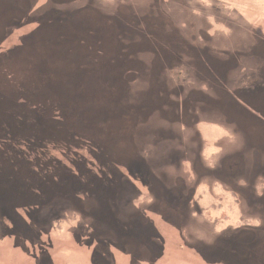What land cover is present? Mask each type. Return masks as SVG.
<instances>
[{
    "label": "rangeland",
    "instance_id": "obj_1",
    "mask_svg": "<svg viewBox=\"0 0 264 264\" xmlns=\"http://www.w3.org/2000/svg\"><path fill=\"white\" fill-rule=\"evenodd\" d=\"M59 15L77 24L103 25V16L114 23L136 18L139 27L138 17L151 21L136 40H144L141 49L131 47L127 61L114 66L127 70V79L109 74L113 94L96 99L95 122L79 128L42 94L33 96L34 84L22 85L40 82L42 92L49 75L59 74L66 48L55 40L77 38L76 51L83 45L82 31L64 32ZM183 40L228 66L207 68L199 54L189 63ZM100 43L86 62L95 75L92 60L104 64L113 52L110 42ZM82 85L81 95L95 93ZM250 86L255 98L236 108L228 93L236 98ZM0 103V264H257L216 243L237 237L246 224L264 238V0H0ZM8 122H22L26 132L52 126L63 137L51 132L42 147L35 137L21 143L17 136L16 145ZM111 133L119 153L106 149ZM108 161L114 165H102ZM22 163L27 177L68 168L101 181L86 194L57 178L50 182L57 195L34 187L45 195L43 206L32 204L33 196L18 204L8 181ZM262 247L252 249L254 256Z\"/></svg>",
    "mask_w": 264,
    "mask_h": 264
},
{
    "label": "trees",
    "instance_id": "obj_2",
    "mask_svg": "<svg viewBox=\"0 0 264 264\" xmlns=\"http://www.w3.org/2000/svg\"><path fill=\"white\" fill-rule=\"evenodd\" d=\"M61 14H64V13H61ZM103 17L107 19V23L103 25L100 24L97 21V19H93L89 22H82L80 24H77V20L75 21L73 19L70 21L69 16L68 18H66V17H63V15L62 16L59 15L58 19L61 18L63 20L62 27H63L64 32L68 33V32H72L73 30L82 31V35L84 39H79V40L83 42V45L76 46L78 49V51H76V50H73L74 49L73 42L77 41L78 40L77 38H75V41H74V38H73V41L70 38H66L64 40H55L56 45L66 48V50L63 52L65 56L61 59V62H64V65L63 67H60L59 74L54 73L53 71L49 75L50 80L43 87L44 89L42 92H41V89L35 85V84L37 85L41 84L40 82H36V83L30 82L29 83V82L23 81L22 83L23 86L28 85V84H34V87L30 88V89H34L35 91L33 96L42 94L44 99H46L50 105H52L53 107L59 110L61 109L63 110L64 117L66 119L76 120L75 123L78 128L80 127L79 124H81L82 122L86 124L95 122V118L91 111L93 110L94 112V107L97 105L96 99L105 98L113 94V86L116 85V83L115 82L111 83L112 80L110 79L109 74L111 73L112 76L116 78H120V80L121 78H124V79L126 78L125 75H127V70H122V71L115 70L114 66L116 64L120 66L121 64L127 61L131 47H133V50L135 52H138L141 49V47L144 44V40H139V41H136V40L137 38L142 37L143 34L145 35L147 34V29L149 28V23L151 22L149 20V17L146 15H144V17L137 18L141 24L144 22L143 27H139L138 23L136 22V18H131L129 19V21L124 20L123 22H121V18L120 19L115 18L116 22L114 23L110 21L112 17H107V16H103ZM150 17H153V16H150ZM68 22L76 28H68L66 26V23ZM11 24H12V28L18 27L17 19H13L11 21ZM57 31L58 29H55L53 33ZM113 32L117 34L114 37H112ZM9 34H10V31L6 35H9ZM113 40L117 41L116 42L117 46L116 45L114 46ZM101 41L110 42L113 46V52L106 55V58H105L106 62L104 64L102 60H92V62L95 63L94 68L97 72L95 75L94 73L90 72L92 71L91 66L86 65V62L88 58L90 59V56L94 54L97 55V53H95V49L98 44H102L100 43ZM184 43L187 45V48H188L187 52L184 55L190 59L189 63H192L193 55L199 54L204 57L202 61L207 63V66H208L207 68L213 66L217 70H220L219 68L228 66V63H226L223 60V58L217 57L213 59L202 48H199L197 46L195 48L192 44H189L187 41L183 40L182 44ZM206 47H209V46H206ZM210 47L212 48V46ZM217 53L219 57L222 56L219 53V51H217ZM184 55H180L178 57L183 58ZM93 57L95 56H92L91 58ZM153 63L155 67L157 68L159 65V59L153 58ZM184 66H187V65H184ZM155 75L156 74H152V77L155 78ZM54 76L58 78L57 81L54 80ZM165 80H167L166 77H165ZM203 80H206V78H202L200 81H203ZM84 82L88 83L89 85L91 84V87L96 89L95 93H93V91L91 93L83 92L81 95V92L78 91V88L85 87V85H82ZM74 89H76L77 91H74ZM238 91H240L239 96L237 94L236 98L231 93H228L231 97L234 98V100L230 102L234 103V105H236V108L238 109L239 107L247 109V107L243 105V101H245L248 104L246 99H248V101H251V98H255L254 86H250L247 88L243 87V88H240ZM237 92H234V95ZM155 93L157 95V91H155ZM168 95H170V92L168 93ZM81 98L87 101L84 104L80 105L79 100H81ZM194 98L193 100H195ZM204 99L206 98L205 97L202 98V100ZM165 101L171 102L170 98H167ZM89 103L90 105L88 106ZM140 105H141V108H143V110L146 109L142 104ZM154 106L156 107L158 106L157 101L155 102ZM2 111H4V105L0 103V112ZM102 113H104V111ZM49 114H52V113L50 112ZM70 117H73V118H70ZM19 120L22 121V119H19ZM8 123H9L8 126L10 127L11 130L8 131L7 135H11L10 137L12 140L14 139V143L16 145H19V140L17 136H19L21 143H23L26 140L32 141V139L35 137L38 141L37 142L38 145H42V147H45L47 145V143L44 142L45 140L42 142H40V140L45 137H47V140H48L50 139L49 133L50 134L51 132L55 133L52 126L50 127L49 132L45 129H39L37 127L31 130V132H26L28 130H26L24 126H22V122L18 123V126H15L16 124H12L10 122ZM78 128L76 129L77 134L79 133ZM84 128L88 129L89 126L85 125ZM82 131L85 132V130H82ZM55 134L58 135L60 138L63 137L62 134H59V133H55ZM118 140L119 138L115 137L113 133L106 135L104 138L106 149L111 153L113 152L119 153L122 149V146L119 145ZM108 162L109 163H102V165H106L108 167H112L114 165V164H111V161H108ZM17 166L18 168L15 169L14 178H12V180L8 182H12L14 186L16 187L17 195H15L16 200L14 202L18 204H23V205L32 203V202H28V199L31 196H33L35 199L31 197V200L34 199L32 204H41L43 206L44 201L39 202V198H42L45 195H50V192H52V195H57L54 191L50 189L52 186V183L50 182L56 181L57 178H60V180L63 179L64 181H66L70 188L76 189L78 190V192L83 191L86 194L87 193L91 194V192L94 191V186L97 185L96 183H98V181H101L100 177L97 176L96 178L95 175L90 172L81 173L83 177L78 176L76 174H68V170H69L68 168L58 169L53 174L51 172V173H47L45 176H37L36 174H34L30 177H27V175L31 171H28V172L22 171V168L28 167L27 163H22L21 165H17ZM44 166L47 169H49L50 167L48 164H45ZM83 166L87 167L89 166V163L86 161L83 164ZM26 169H29V168H26ZM54 176H59V177H54ZM84 177L86 178L87 181L84 179ZM40 184H41V186L39 187L40 189L47 190V191L51 190L45 195H43L42 197L41 195L36 194L34 191V187L36 188ZM247 234H252L254 238H252L251 236H248ZM235 235L237 237L234 236V238L226 239V237H221L217 241L216 244H222L218 246L219 248L229 247V248L238 250L243 254L246 253L245 255H248L249 257L251 256L252 258L254 257V260L257 262V264H264V247L260 248L256 256H254V253L252 252L253 248H255L256 246L264 242V238L257 237V235H255L253 228L248 227L247 224L246 226H243ZM232 241H236L239 243H237L238 245L236 243L231 244ZM222 249H225V248H222ZM227 255L231 256L232 253H229ZM229 258H232V257H229ZM248 261L249 263H251V261L253 260H248Z\"/></svg>",
    "mask_w": 264,
    "mask_h": 264
}]
</instances>
